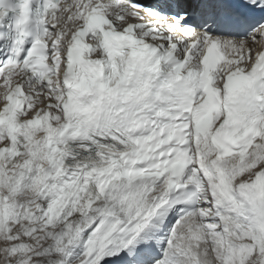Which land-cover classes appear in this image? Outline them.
<instances>
[{"label": "snow or ice", "instance_id": "snow-or-ice-1", "mask_svg": "<svg viewBox=\"0 0 264 264\" xmlns=\"http://www.w3.org/2000/svg\"><path fill=\"white\" fill-rule=\"evenodd\" d=\"M0 264H264V0H0Z\"/></svg>", "mask_w": 264, "mask_h": 264}]
</instances>
